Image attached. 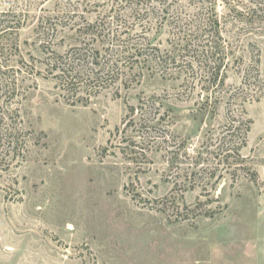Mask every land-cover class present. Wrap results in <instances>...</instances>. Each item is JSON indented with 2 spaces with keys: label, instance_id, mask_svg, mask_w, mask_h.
<instances>
[{
  "label": "rangeland",
  "instance_id": "1",
  "mask_svg": "<svg viewBox=\"0 0 264 264\" xmlns=\"http://www.w3.org/2000/svg\"><path fill=\"white\" fill-rule=\"evenodd\" d=\"M252 1L0 0V264H264Z\"/></svg>",
  "mask_w": 264,
  "mask_h": 264
},
{
  "label": "trees",
  "instance_id": "2",
  "mask_svg": "<svg viewBox=\"0 0 264 264\" xmlns=\"http://www.w3.org/2000/svg\"><path fill=\"white\" fill-rule=\"evenodd\" d=\"M167 1V0H166ZM201 2H202V5H205V6H212L213 5V12L215 11V7H216V4H217V2H216V0H200ZM263 1V0H262ZM252 3H253V5H256V8L253 10V12L254 13H256L259 9H260V12H263V10H261V8H259L260 7V5H263V2H261V1H259V0H253L252 1ZM264 13V12H263ZM247 16H249V15H251L250 14V12H246L245 13ZM258 18V17H257ZM92 34H94V33H92ZM112 42V41H111ZM117 42H119V41H117ZM107 44H109V46H110V43H107ZM119 44V43H118ZM118 44H116L115 45V47L118 45ZM111 45H114L113 43L111 44ZM118 46H120V44L118 45ZM124 47V46H123ZM110 47H108V51H110V49H109ZM124 49V51H121V50H117V52H119L120 53V56L122 55L121 54V52L123 53V54H125L126 52H129V50H128V47H125V48H123ZM144 61H145V59H144ZM93 65L95 66L94 67V69H91L92 71V73H94L95 72V70H96V68L97 67H101V65H100V63H97V62H94L93 61ZM68 65H66L65 67H64V69H62V70H60L61 71V75H58V77H57V79L59 80V82L60 83H67V85H68V87L71 85V84H73V83H79L78 82V80L81 78V76L82 75H84L85 73H82L83 72V70L84 69H79V70H76V67H73V65L71 64V65H69L68 67H67ZM113 66V65H112ZM106 67H109V65H106ZM103 69L106 71V68H104L103 67ZM109 70H110V67H109ZM108 70V71H109ZM99 71H102V69L101 70H99ZM114 71V70H113ZM98 72V71H97ZM93 76H95V75H93ZM92 75L91 76H89L88 77V75H87V78H88V83H89V79L91 80V79H94L95 77H93ZM262 83H264V79L261 81ZM238 129H240V127H235L233 124H230V126H228V130L231 132V137H234V135L233 134H235L236 133V131H238ZM249 132V127L247 126L246 127V129H245V135H247V133ZM245 140V139H244ZM231 143V140H230V142H229V144ZM245 145V142H243V143H238V142H235L234 143V145H233V147L232 148H228V149H226L227 151H230V150H232L234 153H235V151H238L239 150V148L240 147H242V146H244ZM235 146V147H234ZM229 147V146H228Z\"/></svg>",
  "mask_w": 264,
  "mask_h": 264
}]
</instances>
